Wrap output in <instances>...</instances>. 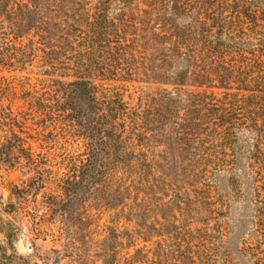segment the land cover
I'll return each mask as SVG.
<instances>
[{
    "label": "trees",
    "instance_id": "trees-1",
    "mask_svg": "<svg viewBox=\"0 0 264 264\" xmlns=\"http://www.w3.org/2000/svg\"><path fill=\"white\" fill-rule=\"evenodd\" d=\"M34 61L0 75V162L54 186L34 214L68 264H216L240 168L264 264V0H0V72Z\"/></svg>",
    "mask_w": 264,
    "mask_h": 264
},
{
    "label": "rangeland",
    "instance_id": "rangeland-1",
    "mask_svg": "<svg viewBox=\"0 0 264 264\" xmlns=\"http://www.w3.org/2000/svg\"><path fill=\"white\" fill-rule=\"evenodd\" d=\"M40 70L38 63L34 61L22 72L14 69L10 72L2 71L0 75L7 78V81H13L12 85L19 91L20 86L17 83L26 82L20 80L21 75L30 76V82L33 84L36 83V77L43 78L39 76ZM21 104V101H17L12 108L15 110L16 106ZM3 105H7V101H3ZM39 144L40 140L32 141V145L38 150ZM248 147L247 144L245 148ZM32 175V172H27L24 168H9L0 162V264H14L19 262L21 257L28 264H68V256L63 254L64 237H58L55 226L44 222L38 224L39 218L34 214L35 209H39L41 213V208H38L36 203L43 198V191L52 189L55 192V188L50 186L51 184H47V188L39 185L24 192L30 184L33 185L30 182ZM214 184L213 201H217L221 210L218 215H213V220H217L223 232L222 243L214 252L216 264H252L250 259L241 253L242 243L250 237L252 228L250 177L240 168L234 173L217 174ZM106 218L105 215L101 219L100 227ZM138 242L136 246L143 244ZM90 254L93 255L91 248ZM86 264H101V261L95 262V257L92 256Z\"/></svg>",
    "mask_w": 264,
    "mask_h": 264
}]
</instances>
